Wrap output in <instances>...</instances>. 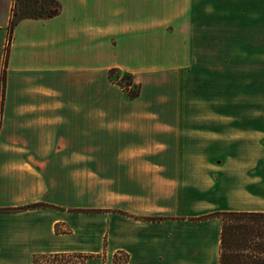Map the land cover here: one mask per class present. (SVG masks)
<instances>
[{
  "label": "crops",
  "instance_id": "1",
  "mask_svg": "<svg viewBox=\"0 0 264 264\" xmlns=\"http://www.w3.org/2000/svg\"><path fill=\"white\" fill-rule=\"evenodd\" d=\"M58 1L59 15L24 19L12 35L0 209L45 206L0 213V264L65 253L219 264L222 221L204 217L264 213V171L225 158L215 180L212 133L196 129L195 46L175 1L150 18L147 0ZM14 3L0 0V35ZM112 70L132 75L137 98Z\"/></svg>",
  "mask_w": 264,
  "mask_h": 264
},
{
  "label": "rangeland",
  "instance_id": "2",
  "mask_svg": "<svg viewBox=\"0 0 264 264\" xmlns=\"http://www.w3.org/2000/svg\"><path fill=\"white\" fill-rule=\"evenodd\" d=\"M147 1L149 18L163 16V10L169 13L175 1V23L195 46L196 129L197 134L200 130L212 133L215 180L225 158L241 159L244 166L254 159L262 175L264 0ZM162 2L169 4L162 8ZM12 35L9 26L7 33L0 35V127ZM221 137L227 141L222 150L218 145ZM196 154L197 158L204 156L202 151Z\"/></svg>",
  "mask_w": 264,
  "mask_h": 264
},
{
  "label": "trees",
  "instance_id": "3",
  "mask_svg": "<svg viewBox=\"0 0 264 264\" xmlns=\"http://www.w3.org/2000/svg\"><path fill=\"white\" fill-rule=\"evenodd\" d=\"M60 11L61 4L58 0H15L9 28L14 31L18 23L24 19L53 18L59 15ZM110 78L124 88L129 99L139 96V86L134 83L132 75L112 70ZM5 80L6 73L4 82ZM125 86H131V90L128 91ZM43 206L45 204L0 209V213L25 211ZM210 217H220L222 221L219 264H264V213L226 212L204 218Z\"/></svg>",
  "mask_w": 264,
  "mask_h": 264
},
{
  "label": "built area",
  "instance_id": "4",
  "mask_svg": "<svg viewBox=\"0 0 264 264\" xmlns=\"http://www.w3.org/2000/svg\"><path fill=\"white\" fill-rule=\"evenodd\" d=\"M120 81V80H119ZM125 88L130 91L131 86ZM124 89V88H123ZM89 261V256L77 253H65V254H54L47 255L36 259L35 264H87ZM117 264H121L120 260L117 258Z\"/></svg>",
  "mask_w": 264,
  "mask_h": 264
}]
</instances>
